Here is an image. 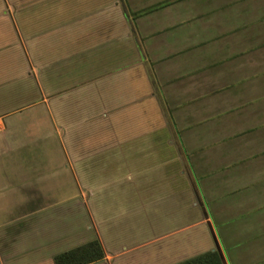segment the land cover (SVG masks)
I'll list each match as a JSON object with an SVG mask.
<instances>
[{"label": "crops", "instance_id": "obj_1", "mask_svg": "<svg viewBox=\"0 0 264 264\" xmlns=\"http://www.w3.org/2000/svg\"><path fill=\"white\" fill-rule=\"evenodd\" d=\"M69 154L122 158L118 181L72 189ZM22 237L0 264L92 239L90 264H264V0H0V238Z\"/></svg>", "mask_w": 264, "mask_h": 264}, {"label": "rangeland", "instance_id": "obj_2", "mask_svg": "<svg viewBox=\"0 0 264 264\" xmlns=\"http://www.w3.org/2000/svg\"><path fill=\"white\" fill-rule=\"evenodd\" d=\"M50 142V141H49ZM49 142H37V143H33L34 145L32 146V148H30V150H44L45 146L48 147V145L50 144ZM51 147H50V150L52 152H54L53 150H56V149H59V150H65L66 152L70 153L71 149L70 148V144L67 142V143H55V142H51ZM54 146L56 147L54 149ZM46 147V148H47ZM37 152V151H36ZM71 154L68 155V163L66 165V181L69 185V187H71L73 189L72 186H74L75 183L77 182H80L81 181V171H83V168H86V172H88V170H95V168H100L101 170V167H105L106 169L109 168V172L108 173H104L102 174L101 172L99 173V177L100 178H103V179H107L108 176H109V179L107 180H111L112 176L115 178L117 177V167L119 162L122 161L123 159L122 158H116L114 159V164H112V160L109 159V163L107 162V159H102V158H99L97 161L94 160V159H86V161L88 162H92V163H89V165H85V164H82V160L81 162L80 161H77L76 158H74V156H70ZM31 159V158H30ZM34 160H40V161H43V162H47L49 168H51L52 166H54V161L56 160V158L53 156L51 158H47V159H34ZM63 161L64 159L61 158L57 159L56 161ZM25 161H27V159H25ZM33 162V160H32ZM91 164V165H90ZM88 166V167H87ZM115 167V175L113 174L112 175V170L111 168ZM61 171V173L63 172L62 170H59V172ZM49 172H52V170H50ZM53 175V174H52ZM58 176V175H57ZM107 176V177H106ZM116 181H118V179L115 178ZM124 192V187H120V189L118 190V194H121ZM130 193H132L131 197H134L133 199L130 200L131 203H134L136 202V195L135 194V191H133L132 189L130 190ZM118 198V197H117ZM85 216H87V213H85ZM19 225V223H17ZM21 224V223H20ZM128 228H132V227H128ZM128 228L126 227H121L120 229H117L116 232L120 235V238L122 239L121 241L124 240V237L123 235L124 234H128ZM130 232V231H129ZM140 237H139V241H140ZM25 241H26V237H22V238H16V239H6V238H0V246H4L3 244L5 245H24L25 244ZM127 240H125L124 242H126ZM28 255H24V256H21L20 257V260L17 264H22V262H24V259L27 258Z\"/></svg>", "mask_w": 264, "mask_h": 264}, {"label": "trees", "instance_id": "obj_3", "mask_svg": "<svg viewBox=\"0 0 264 264\" xmlns=\"http://www.w3.org/2000/svg\"><path fill=\"white\" fill-rule=\"evenodd\" d=\"M104 253L97 239H92L78 246L56 253L53 264H90L103 258ZM174 264H222L215 251H205Z\"/></svg>", "mask_w": 264, "mask_h": 264}]
</instances>
